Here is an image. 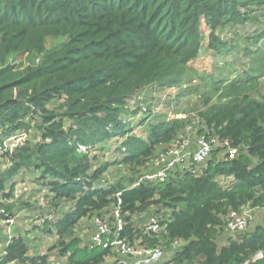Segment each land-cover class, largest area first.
<instances>
[{"label":"trees","instance_id":"16d2710c","mask_svg":"<svg viewBox=\"0 0 264 264\" xmlns=\"http://www.w3.org/2000/svg\"><path fill=\"white\" fill-rule=\"evenodd\" d=\"M263 2L0 0V136L27 130L35 119L40 132L36 143L25 141L1 154L8 166L0 169V210L8 214L16 177L24 170L52 203L71 201L54 223L59 235L72 233L79 219L109 209L120 198L126 215L122 235L141 244H163L171 264H241L264 250V224L225 243L216 241L230 210L264 203V97L234 94L200 113L221 142L238 148L233 158H208L200 173L183 168L137 186L134 180L107 183L101 176L110 163H98L91 155L122 138L115 162L141 166L157 145L171 142L182 122L151 119L141 100L181 80L198 52L202 19L212 31L239 26L254 19L252 8ZM210 48L220 53L227 43L213 38ZM251 60L252 69L264 68L262 56ZM254 72L237 75L230 93L243 86L239 82L255 78ZM130 103L143 111L140 117L135 118L138 110L129 109ZM136 120V127L146 126L145 136L133 135ZM200 133L208 138L205 130ZM218 176L231 182L222 185ZM153 208L164 210L165 232L144 234L132 215ZM174 241L183 244L173 247ZM109 253L100 245L79 246L75 238L60 251L68 254L64 264H101ZM48 258L30 256L18 236L4 246L0 264H48Z\"/></svg>","mask_w":264,"mask_h":264},{"label":"rangeland","instance_id":"374dc122","mask_svg":"<svg viewBox=\"0 0 264 264\" xmlns=\"http://www.w3.org/2000/svg\"><path fill=\"white\" fill-rule=\"evenodd\" d=\"M251 15L254 19L248 20L245 24L226 26L214 31L210 30L202 19V37L198 52L185 69L181 80L177 85L156 91L153 97L141 100L140 103L143 111L145 109L152 111L151 119L154 117L165 120L178 119L182 122L181 129L171 142L157 145L153 155L141 166L115 162L120 158L116 147L124 141L122 138L109 141V146L103 152L98 150L91 152V155H96L98 163H110L108 169L101 176L102 181L107 183L125 181L129 183L135 180L140 174L154 168L153 162L157 156L168 154V151L178 145V141L188 139L192 143L199 137L204 136L200 133L201 129L205 130L209 139L214 137L216 134L206 126L203 121L204 118L200 114L207 111L212 104L225 101L234 94L241 96L244 92H247L252 98L262 99L264 97V68L261 70L252 69L253 61L251 60L253 55L264 58V2L259 7L252 8ZM248 37H253V39L248 41ZM213 38H219L227 43L225 51L217 53L210 48V42ZM247 47L251 49V54H247ZM246 70L255 71L256 77L249 83L239 82L243 86L237 85L236 90L230 93V90H228L230 82ZM242 88L246 90H242ZM135 103H130L129 109L138 110L139 107H135ZM54 104L58 103L55 102ZM143 111L138 110L135 118L140 117L138 115H141ZM137 123L138 120L133 123V135L145 136L146 126L136 127ZM29 124L30 128L23 130L25 134L24 142L34 144L38 141L40 132L36 128V119L30 121ZM5 139L2 140L0 136V141ZM6 143H9V141L6 140ZM212 144L209 158L214 157L216 160L226 158L224 144L219 141ZM83 151H85V148ZM251 160L256 161L253 157H251ZM183 161L185 164L181 163L180 167L169 171L167 176L173 174L177 169L181 170L183 165L188 168L192 166L190 165L188 153L184 156ZM206 161L195 167L198 173L206 166ZM6 166H8V160L5 157H0V169ZM16 178L12 199H9L11 206L8 212L12 215L13 223H7L5 221L7 217H3L2 212H0V249H4L7 242L12 240L13 237L21 236L28 244V254L30 256L46 254L49 257L48 264H64L68 257V254L60 255L64 244L75 238L79 241V246H91L90 215L79 219L74 225L72 233L59 235L54 223L62 217L63 211L71 208V201L52 203L46 195V189L44 190L41 184L33 180L29 171H21ZM217 180L222 185L231 182V178L226 176H218ZM25 187L28 188L27 191L24 190ZM41 198L44 199V204L41 203ZM111 209L112 206L99 214H109ZM163 211V209L159 210L160 213ZM241 212L245 213L248 219V225L244 231L252 230L258 224H264V207L262 205L253 207L246 204L241 208ZM223 219L225 220V217ZM132 220L136 227H141L146 222V217L142 214H135L132 215ZM237 234L227 236L223 225L218 229L216 241L218 244H222L230 237L235 238ZM169 254L170 252L158 264H171L168 258Z\"/></svg>","mask_w":264,"mask_h":264},{"label":"built area","instance_id":"2783aa9c","mask_svg":"<svg viewBox=\"0 0 264 264\" xmlns=\"http://www.w3.org/2000/svg\"><path fill=\"white\" fill-rule=\"evenodd\" d=\"M6 140H8L10 144L6 143ZM24 140L25 134L23 131L6 138L2 144H0V157L4 150L8 149L12 152L13 148L23 144ZM215 141L224 144L227 158H233L238 153V148L230 146L227 140L221 142L216 135L211 139L201 136L192 143L188 139H183L178 141V145H176L174 149L168 151V154L157 156L153 162L154 168L140 174L132 182V186L164 180L169 171L176 167H180V164L184 163L183 158L187 153L190 157V165L192 166L188 168L183 165L181 168H188L192 173L196 174L197 171L195 167L200 166L209 158V154L212 151V143ZM81 149H84V147H81ZM24 190L27 191L28 188L25 187ZM119 194L120 193H117L116 196H119ZM41 203L44 204L43 198H41ZM262 206L264 207V203ZM0 212L7 217L5 219L7 223H13L12 216H8L3 209ZM141 214L146 217V222L142 224V233L159 234L165 232V226L161 224L164 218L162 213L156 208H153L151 212L149 211ZM124 216L125 214L121 208L120 198H118L117 203L112 206L109 214L101 215L99 213H93L90 216L91 246L100 245L110 250V253L101 264H158L165 257V246L163 244H141L139 240L130 241L126 236H123L122 232L125 227ZM247 225L248 219L245 213L241 211L230 210L225 216L224 227L233 234L244 231ZM177 243L178 241H174L173 247H175ZM263 259L264 250L260 249L241 264H256Z\"/></svg>","mask_w":264,"mask_h":264},{"label":"crops","instance_id":"0c3cea01","mask_svg":"<svg viewBox=\"0 0 264 264\" xmlns=\"http://www.w3.org/2000/svg\"><path fill=\"white\" fill-rule=\"evenodd\" d=\"M225 231H226V233H227V236H230V235H232L233 233H231L230 231H227L226 229H225ZM225 243V242H224ZM183 244V242L182 241H178V243H177V245L175 246V247H177V246H180V245H182ZM0 252H1V254H0V256L2 255V253H3V248L2 249H0Z\"/></svg>","mask_w":264,"mask_h":264}]
</instances>
